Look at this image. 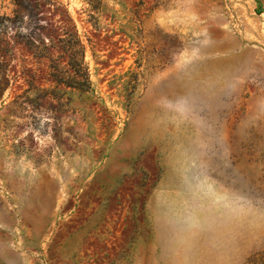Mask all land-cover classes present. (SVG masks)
Masks as SVG:
<instances>
[{"label": "rangeland", "instance_id": "rangeland-1", "mask_svg": "<svg viewBox=\"0 0 264 264\" xmlns=\"http://www.w3.org/2000/svg\"><path fill=\"white\" fill-rule=\"evenodd\" d=\"M1 78L0 264H264V0H0Z\"/></svg>", "mask_w": 264, "mask_h": 264}, {"label": "trees", "instance_id": "trees-1", "mask_svg": "<svg viewBox=\"0 0 264 264\" xmlns=\"http://www.w3.org/2000/svg\"><path fill=\"white\" fill-rule=\"evenodd\" d=\"M65 47H62L63 52L66 54V65L71 70L72 75L67 76L65 79L61 77V73L57 67H51V76L56 84H62L70 88L78 89L80 91H90V82L88 79L87 69L83 62L82 45L79 39L63 41ZM6 79L1 78L0 90Z\"/></svg>", "mask_w": 264, "mask_h": 264}]
</instances>
